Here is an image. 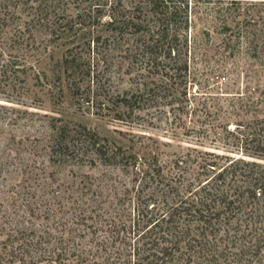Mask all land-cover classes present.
Returning <instances> with one entry per match:
<instances>
[{"label":"rangeland","instance_id":"1","mask_svg":"<svg viewBox=\"0 0 264 264\" xmlns=\"http://www.w3.org/2000/svg\"><path fill=\"white\" fill-rule=\"evenodd\" d=\"M41 1L4 10L0 17L6 27L0 61L14 66L0 70V207H11L13 221L23 220L38 236L50 233L42 247L67 249L65 258L31 264H86L77 254L99 250L107 234L96 229L101 222L90 226L97 217L82 220L84 213L132 207L136 181L130 169L94 160L89 150L83 156L54 155L57 131L65 128L64 135L72 136L85 125L112 147L156 155L163 163L192 147L239 156L237 146H216L199 127L201 120L210 121L235 139L238 130L264 118V0H189L190 25L179 45L180 64L188 65L182 94L173 106L159 99L133 110L120 104L118 94L142 81V71L129 57L134 45L128 34L110 29L133 22L134 3L46 0L48 8L29 6ZM64 59L73 63L66 72ZM90 65L99 82L90 80ZM72 72L75 80L68 76Z\"/></svg>","mask_w":264,"mask_h":264},{"label":"trees","instance_id":"2","mask_svg":"<svg viewBox=\"0 0 264 264\" xmlns=\"http://www.w3.org/2000/svg\"><path fill=\"white\" fill-rule=\"evenodd\" d=\"M31 1L37 0H0V17L7 13L4 10L22 8ZM43 1L29 6L48 8ZM130 1L134 3L133 22L126 21L110 30L128 34V40H132L134 49L129 57L138 61L143 80L119 93V102L132 110L149 107L159 99H167L173 106L178 100L176 94H182L180 80L188 75L187 63L180 64L179 45L182 30L187 31L190 25V1ZM230 1L233 4L241 0ZM5 31L0 22V35ZM101 38L99 35L94 41H107L110 35ZM63 63L64 72L73 67L68 59ZM12 67L13 63L0 61V70ZM74 73L68 75L73 80ZM88 74L90 80L99 82L91 65ZM88 92L89 97L94 93ZM186 107L192 112L198 110L190 104ZM200 122L199 131L202 129L204 135L212 137L213 144L237 146L241 154L192 147L163 163L156 155L143 157L128 153L121 145L112 147L85 125L72 136L64 135L65 128L57 131L52 143L54 155L83 156L89 150L94 160L130 169L136 181L132 207L123 205L109 214L84 213L82 220L97 217L90 226L101 222L96 229L106 231L107 235L99 250H81L77 254L81 261L86 264H264V118H257V124L244 132L238 130L235 139L222 135L218 124ZM13 214L16 215L11 207H0V236H6L0 238V264H31L67 256L66 247L60 251L57 247H42L50 242V233L38 236L33 227L22 225L23 220L13 221ZM34 236L38 237L34 239ZM34 250L45 253L40 252L36 257Z\"/></svg>","mask_w":264,"mask_h":264}]
</instances>
